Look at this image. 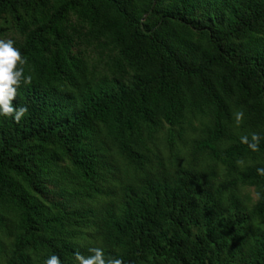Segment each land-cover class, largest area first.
<instances>
[{"label":"trees","instance_id":"trees-1","mask_svg":"<svg viewBox=\"0 0 264 264\" xmlns=\"http://www.w3.org/2000/svg\"><path fill=\"white\" fill-rule=\"evenodd\" d=\"M0 39V264H264V0H0Z\"/></svg>","mask_w":264,"mask_h":264},{"label":"clouds","instance_id":"clouds-1","mask_svg":"<svg viewBox=\"0 0 264 264\" xmlns=\"http://www.w3.org/2000/svg\"><path fill=\"white\" fill-rule=\"evenodd\" d=\"M15 41L12 39H0V116L11 117L16 123L29 114L27 106H15L13 101L17 98L18 90L22 85L31 84L30 75H25V65L27 58L16 48ZM244 117V113L239 111L235 114V120L239 124ZM261 137L257 133L241 137V142L248 145L252 151L259 150ZM257 173L264 176V168H258ZM257 198L259 193L256 194ZM92 255H83L79 252L74 253L78 264H124L120 258L105 259L101 248H90ZM45 264H61L57 255H52L45 261Z\"/></svg>","mask_w":264,"mask_h":264},{"label":"rangeland","instance_id":"rangeland-1","mask_svg":"<svg viewBox=\"0 0 264 264\" xmlns=\"http://www.w3.org/2000/svg\"><path fill=\"white\" fill-rule=\"evenodd\" d=\"M250 195H254L251 189H248Z\"/></svg>","mask_w":264,"mask_h":264}]
</instances>
